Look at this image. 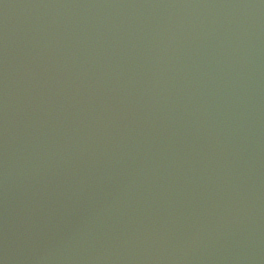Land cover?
<instances>
[{"label": "water", "instance_id": "95a60500", "mask_svg": "<svg viewBox=\"0 0 264 264\" xmlns=\"http://www.w3.org/2000/svg\"><path fill=\"white\" fill-rule=\"evenodd\" d=\"M0 264H264V0H0Z\"/></svg>", "mask_w": 264, "mask_h": 264}]
</instances>
